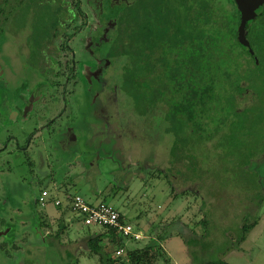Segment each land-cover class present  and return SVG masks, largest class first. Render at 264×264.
Wrapping results in <instances>:
<instances>
[{
    "label": "rangeland",
    "instance_id": "obj_1",
    "mask_svg": "<svg viewBox=\"0 0 264 264\" xmlns=\"http://www.w3.org/2000/svg\"><path fill=\"white\" fill-rule=\"evenodd\" d=\"M44 1L50 5L55 0H39L38 3ZM120 3L121 0L116 5ZM13 6L15 8L11 9ZM62 6L64 11L58 14L61 30L74 13H69L67 3L62 2ZM30 8L27 0H0V19L6 17L7 12L9 18L0 35V101L3 99L1 106L6 110V113L0 110V142L9 132L16 135L18 126L22 134L17 139L26 141L27 136L34 133L27 149L32 154V171L20 152L14 153V138L0 150V264H97L96 256H86L87 241L82 242L81 238L86 240L99 228L84 227L71 217L73 214L67 213L62 218L66 229L57 233L59 212L51 204L41 208L36 203L41 187L54 196L69 178L74 182L70 193L89 203L104 202L115 207L134 232H141L140 238L143 233L148 237L142 241L129 240L127 249L143 247L144 241L160 233L179 215V222L186 227L172 224L167 230L180 231L187 243L175 236L161 243L168 264L216 261L264 264V196L261 205L256 204L257 200L261 201L260 193L264 195V87L256 90V99L249 100L250 110L246 113L242 110L235 121L233 116L229 117L222 132L214 133L213 127H209L211 132L187 138L191 144L187 146H193L191 150H180L172 158L170 136L151 127L149 114L136 116L129 108L124 91H120V81L115 80L116 75L119 78V68L114 65L107 66L103 76L106 85L97 81L88 90L89 75L100 65L86 64L92 58L84 57L81 60L86 63L75 64L76 79H70L67 85L74 96L60 100L65 77L46 81L47 70L54 68L56 59L62 64L61 68L72 63L67 61L71 56L69 48L77 45V38L71 36L65 44L62 33L56 34L61 40L52 36L57 32L53 28L43 32L40 22L49 21L48 9L32 12ZM114 9L99 10L96 22L112 17ZM11 18L15 19L11 21ZM261 24L264 27V20ZM254 26L263 30L259 23ZM87 29L88 37L94 29ZM44 36L46 38L40 42V37ZM80 48L71 50L76 58ZM57 50H61L60 57L56 56ZM32 64L38 72L32 70ZM20 70L25 72L24 79L20 77L23 87L12 95L8 84ZM40 72L45 77L38 76ZM30 103L33 105L28 113ZM243 104L239 102L237 106L243 109ZM16 107L23 112L18 117L19 123H11V119H6L7 110L15 116ZM64 108L59 114L58 109ZM50 119L51 128H48L46 124ZM252 122L259 129L249 132ZM235 124L242 127L235 130L232 128ZM183 151L188 156L186 151H194L195 159H187ZM185 164L190 168L207 167L209 180L204 189H196L186 179L188 174L183 172L182 176L176 172L177 169L184 171ZM186 209L187 213L181 215ZM39 213L44 217L40 218L41 222L48 227L37 231L38 223L33 219ZM247 216L257 223L234 249L237 244L234 240ZM70 218L74 220L72 224ZM203 220L206 226L201 223ZM112 251L115 253L117 248L113 247ZM72 252L78 262L70 258ZM157 264L165 263L158 261Z\"/></svg>",
    "mask_w": 264,
    "mask_h": 264
},
{
    "label": "trees",
    "instance_id": "obj_2",
    "mask_svg": "<svg viewBox=\"0 0 264 264\" xmlns=\"http://www.w3.org/2000/svg\"><path fill=\"white\" fill-rule=\"evenodd\" d=\"M38 1L28 0L27 5L31 7L32 12L35 9L40 12L43 8L48 9L49 21L40 22L43 32L53 28L57 32L52 36L61 40L56 34L62 33L65 36L62 41L65 44L71 36L77 38V45L71 46L70 51L75 47L81 48L77 58L71 51L72 55L67 60L69 63L74 64L84 57H99L108 60L111 66L119 68L120 79L116 75L115 80L120 81V91H124L123 95L128 99L129 108L136 116L149 114L151 127H156L170 136L172 158L179 154L180 150L182 152L185 148L188 150L193 147L187 146H191L187 138L198 133L211 132L209 127H213L214 133L222 132L229 117L233 116L235 121L242 110V113L250 110L249 100L256 99V90L264 87V27L261 24L264 20V9L245 25V38L249 42V47H246L237 39L240 14L234 0H121L119 5L116 4L120 0H55L51 1L50 5H47L46 1ZM62 2L68 4L70 14L71 11L74 13L61 30L62 23L58 14L64 11ZM106 7H115L113 16L97 23L98 11ZM14 8L15 6L11 7ZM27 12L30 13V10L27 9ZM7 16L8 12L6 17L0 19V35L4 31L2 26L9 19ZM14 19L11 18V21ZM256 23L260 24L262 31L259 26H254ZM88 27L94 29V32L90 31L91 34L87 37L85 33L88 32ZM68 30L70 34H66ZM84 36L86 38L82 42L81 38ZM45 38L46 36L40 37V42ZM57 52L56 56L60 57L61 50ZM100 52L101 55L98 54ZM55 63L53 69L47 70L49 77L46 81L61 78L59 76L62 64L58 59ZM35 64H32V70L38 72ZM70 70L71 65L67 64V71ZM38 76L45 77L41 72ZM244 99L246 102H243ZM239 102L244 103L243 109L237 106ZM64 111L58 109L59 114ZM252 123L249 132L258 128L255 122ZM46 127L50 128L51 125ZM241 127L240 124L232 126L235 130ZM33 134L27 136L20 152L30 171L34 164L31 163L32 154L27 150V144ZM3 146L4 144L2 147L0 144V150H4ZM236 151L238 153V150ZM186 153L190 155H185L183 151L187 159H195L194 151ZM183 167L184 171L177 169L176 172H180L182 176L183 172L188 174L186 179L190 180L196 189L202 190L207 186V167L201 169L198 165L197 168H190L186 164ZM73 184L72 178H69L58 191L70 193V186ZM43 190L47 189L41 187L40 193ZM39 195L36 197L37 204ZM176 196L177 194H174V197ZM260 196L261 201L256 202L258 206L261 205L264 195L260 193ZM49 204L54 206L53 198L46 206ZM55 208L63 212L58 225L59 233L66 229V222L62 219L66 210ZM112 208L118 211L115 207ZM187 211L184 210L181 215H185ZM119 214L121 223L127 224L128 221L120 212ZM178 216L167 223L160 233L151 237L143 247L134 249H127L126 242L140 238L136 239L133 234L125 236L116 229L97 227L99 231L87 237L86 256H96L97 264H157L158 261L168 264L161 243L172 236L184 237L180 231L171 233L167 230L172 224L180 223ZM40 218L44 217L39 213L35 218L38 223L37 230L43 226L48 227L43 225ZM245 218L234 240L237 243L234 249L239 247L257 223L248 216ZM76 221L79 223V220ZM201 223L206 226L205 220ZM180 225L183 229L186 227L185 224ZM132 231L136 233L133 227ZM55 238L58 239L56 236ZM104 240L107 247L102 245ZM113 247H116L117 251L122 250V253L116 255V251H112ZM123 254V258H120ZM209 264L227 263L216 261Z\"/></svg>",
    "mask_w": 264,
    "mask_h": 264
},
{
    "label": "built area",
    "instance_id": "obj_3",
    "mask_svg": "<svg viewBox=\"0 0 264 264\" xmlns=\"http://www.w3.org/2000/svg\"><path fill=\"white\" fill-rule=\"evenodd\" d=\"M52 198L55 207L68 210L85 227H108L120 231L125 236L133 234L136 239L140 238L139 233H133L130 224L121 223L118 211L103 202L89 203L77 194H64L58 190L52 196L47 190H43L38 196L39 206H46ZM121 253L122 250H118L116 255Z\"/></svg>",
    "mask_w": 264,
    "mask_h": 264
},
{
    "label": "flooded vegetation",
    "instance_id": "obj_4",
    "mask_svg": "<svg viewBox=\"0 0 264 264\" xmlns=\"http://www.w3.org/2000/svg\"><path fill=\"white\" fill-rule=\"evenodd\" d=\"M27 2H28V0H27ZM28 4V3H27ZM78 43V42H77ZM69 50H70V48H69ZM70 53H71V55H72V52L70 51ZM83 60H78L76 63H86L85 61L84 62H82ZM93 62H96L97 63V65H100V67L99 68H95L94 70H92V72L90 73V75H89V78H88V80H87V82H89V83H87L88 84V90L90 89V88H92V86L97 82V81H100L99 82V84H101V85H103L104 84V79H103V76H105V73H106V70L109 68V67H107L108 66V64H109V61L108 60H105V59H103V58H99V57H95V58H92V61H90L89 63H86V64H90V63H93ZM76 63H71L70 65H71V70L70 71H67V65H65V67L64 68H60L61 69V73H60V76H61V78L62 77H65V79H64V81H63V84H62V90H61V92H60V100L61 101H64V100H66L67 98H71V97H73L74 96V94H72V92H70V91H68L67 90V85H68V83H69V80L71 79V80H75L76 79V72H75V64ZM86 64H85V66H86ZM110 65V64H109ZM56 66V65H55ZM87 67V66H86ZM90 71V70H89ZM55 72L56 71H54V75H55ZM24 70L23 71H18V73H17V75H15L14 76V78H12L11 79V83L10 84H8V85H10V88L9 89H11V93H12V95H14V91H16V89H17V91H19L20 90V88L21 87H23L22 86V82H21V80H20V77L21 78H23L24 79ZM91 81H93V82H91ZM21 82V83H20ZM47 83H49V82H47ZM55 85H59V83L58 84H55ZM104 85H106V84H104ZM95 86V85H94ZM31 98H33V96L31 97ZM2 103H3V99H1V101H0V109L2 110V112H4V113H6V110L4 111V109H2ZM15 105V104H14ZM27 105V104H26ZM33 104L32 103H30V105L28 106V108H27V110H28V113L31 111V106H32ZM25 106V105H24ZM15 107V106H14ZM17 109L16 110H14V112H15V116L13 115H11V110H7V116H6V119H11V123H14L15 121L17 122V123H19L18 122V117H19V115L23 112L22 111V109L21 110H19L18 109V107H16ZM63 111L65 110V108L64 109H62ZM6 115V114H5ZM11 115V116H10ZM19 121H20V119H19ZM51 121H52V119H50L48 122H47V124H46V126H50L51 125ZM51 128V127H50ZM15 134V132H11V134H9V136H7L2 142H0V144H1V147H2V144H4V146H3V148H5L7 145H8V143H9V139H13L14 138V140L16 141V151L14 152V153H17V152H21V148H23V146H24V143H25V140H20V138L19 139H17V136H19V135H21L22 134V132H21V127L20 126H18L17 128H16V135H14ZM74 139V138H73ZM31 140V139H30ZM27 146H28V144H27Z\"/></svg>",
    "mask_w": 264,
    "mask_h": 264
},
{
    "label": "water",
    "instance_id": "obj_5",
    "mask_svg": "<svg viewBox=\"0 0 264 264\" xmlns=\"http://www.w3.org/2000/svg\"><path fill=\"white\" fill-rule=\"evenodd\" d=\"M240 14L237 28V39L240 44L249 47V42L245 38V25L253 20L264 9V0H234Z\"/></svg>",
    "mask_w": 264,
    "mask_h": 264
},
{
    "label": "crops",
    "instance_id": "obj_6",
    "mask_svg": "<svg viewBox=\"0 0 264 264\" xmlns=\"http://www.w3.org/2000/svg\"><path fill=\"white\" fill-rule=\"evenodd\" d=\"M56 210H57V209H56ZM63 210H66V209H63ZM57 211H58V210H57ZM58 212H59V213H57V215H58L59 217H61L62 214H63V212H60V211H58ZM67 213L70 214V212H69L68 210H66V212H64V214H65L64 216H65V217L67 216ZM45 216H46V215H45ZM70 216H71V215H70ZM122 216H123V215H122ZM71 217H72L74 220H76L73 216H71ZM123 217H124V216H123ZM35 218H36V217H34L33 221H36ZM124 219H125V218H124ZM74 220H72V219L70 218V219H69V221L71 222L70 224H72ZM125 220H126V219H125ZM37 221H39V220H37ZM126 221H127V220H126ZM70 224H69V225H70ZM79 224H80V223H79ZM127 224H129V223L127 222ZM66 225H67V224H66ZM81 225H82V224H81ZM37 227H38V226H36V228H37ZM36 230H37V229H36ZM37 231H40L39 228H38ZM137 233L140 234L141 232H137ZM0 235H1V234H0ZM1 236H2V235H1ZM147 238H148V237H146V236L144 235V233H143V237H141L140 240H141V239H147ZM150 238H151V237H150ZM150 238H149V239H150ZM43 239H44V238H43ZM43 239L41 240L42 243L45 242ZM85 239H86V240H83V238H81V241H82V242H83V241L86 242V241H87V238H85ZM149 239H148V240H149ZM39 240H40V239H39ZM141 241H142V240H141ZM144 242H145V244H146L148 241H147V242L144 241ZM104 243H107L106 240L103 241V246L105 247V244H104ZM127 244H128V242H127ZM53 245H54V244H53ZM86 249H87V245H86ZM116 252H117V251H116ZM115 254H116V253H115ZM69 256H70L71 259H72V258H73V259L75 258L73 252H72V253H69ZM73 261L76 262L77 259L75 258ZM77 262H78V261H77Z\"/></svg>",
    "mask_w": 264,
    "mask_h": 264
}]
</instances>
